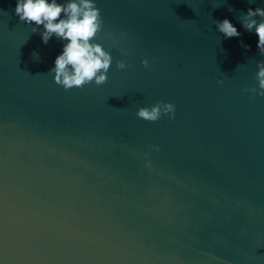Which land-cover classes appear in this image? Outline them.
<instances>
[{
	"label": "water",
	"instance_id": "water-1",
	"mask_svg": "<svg viewBox=\"0 0 264 264\" xmlns=\"http://www.w3.org/2000/svg\"><path fill=\"white\" fill-rule=\"evenodd\" d=\"M94 2L108 82L65 91L66 42L0 0V264H264V97L244 91L264 56L240 19L264 0ZM157 101L174 120L137 117Z\"/></svg>",
	"mask_w": 264,
	"mask_h": 264
},
{
	"label": "clouds",
	"instance_id": "clouds-1",
	"mask_svg": "<svg viewBox=\"0 0 264 264\" xmlns=\"http://www.w3.org/2000/svg\"><path fill=\"white\" fill-rule=\"evenodd\" d=\"M251 2V0H250ZM229 11L234 9L229 8ZM15 14L22 23L27 24L32 33L42 36L43 43L47 45L55 36L65 41L62 54L55 60V67L49 74H54L55 84L61 86L65 91L72 89H83L94 84L97 87L108 82V73L113 64V56L106 51L104 46L95 41L104 32V20L100 9L94 0H69L67 3H60L58 0H17ZM257 17L260 18L258 23ZM243 27L251 32L253 29L259 37L257 45L259 54L264 56V9L251 8L246 14L240 17ZM218 30L225 38H239L241 33L228 20L213 21ZM33 23L36 27H32ZM43 31H40V26ZM126 39L122 34L121 40ZM113 46L118 47L121 55L127 56L130 52L120 47V41L113 40ZM246 49L248 46L243 45ZM145 69H151L147 59L142 61ZM118 70H127L130 65L124 61H117ZM259 71L256 76L259 91L254 86L244 89L254 96L264 97V61L258 64ZM222 85L223 80L219 81ZM176 108L171 103L157 101L152 107H140L136 115L139 119L147 122H158L163 116L175 119ZM155 147V146H154ZM156 151L160 149L155 148ZM149 167L151 166L149 162Z\"/></svg>",
	"mask_w": 264,
	"mask_h": 264
}]
</instances>
